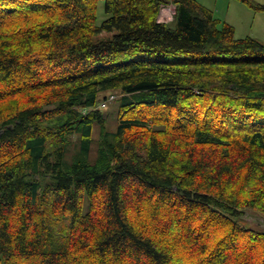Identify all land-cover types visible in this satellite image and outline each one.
<instances>
[{
	"label": "trees",
	"instance_id": "trees-1",
	"mask_svg": "<svg viewBox=\"0 0 264 264\" xmlns=\"http://www.w3.org/2000/svg\"><path fill=\"white\" fill-rule=\"evenodd\" d=\"M249 208L264 43L196 0H0V264H264Z\"/></svg>",
	"mask_w": 264,
	"mask_h": 264
},
{
	"label": "rangeland",
	"instance_id": "rangeland-1",
	"mask_svg": "<svg viewBox=\"0 0 264 264\" xmlns=\"http://www.w3.org/2000/svg\"><path fill=\"white\" fill-rule=\"evenodd\" d=\"M206 8L212 10L222 22H227L236 28V37L239 39L253 37L264 43V12H257L244 0H196ZM251 3L264 6V0H248ZM105 2H101L98 10V24L101 25L106 19ZM164 9H167L164 7ZM162 22L172 25L174 18ZM110 94H108L109 96ZM113 99V97H111ZM99 106L105 105L100 102ZM101 107V108H102ZM109 108V107H107ZM106 108V109H107ZM108 110V109H107ZM106 111V110H105ZM108 112V111H107ZM115 117L110 118L112 128L116 127ZM76 142L77 139H76ZM96 146L94 147V149ZM238 221L245 227L264 232V215L256 209H245L244 215Z\"/></svg>",
	"mask_w": 264,
	"mask_h": 264
},
{
	"label": "crops",
	"instance_id": "crops-1",
	"mask_svg": "<svg viewBox=\"0 0 264 264\" xmlns=\"http://www.w3.org/2000/svg\"><path fill=\"white\" fill-rule=\"evenodd\" d=\"M167 9H163L161 11V14H160V17H159V20L161 21V18L164 17L165 20H169V19H173L174 18V14H175V6L174 5H171V6H168V7H165ZM215 14V13H214ZM216 16V14H215ZM216 18H220V17H217Z\"/></svg>",
	"mask_w": 264,
	"mask_h": 264
}]
</instances>
